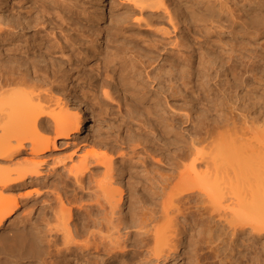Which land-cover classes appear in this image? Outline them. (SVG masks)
Listing matches in <instances>:
<instances>
[{"label": "bare ground", "instance_id": "obj_1", "mask_svg": "<svg viewBox=\"0 0 264 264\" xmlns=\"http://www.w3.org/2000/svg\"><path fill=\"white\" fill-rule=\"evenodd\" d=\"M45 1L47 0H33L32 5L30 4L31 9L40 10L42 13L47 12ZM49 1L59 3L60 9L70 10L71 8L70 3H65L64 0ZM231 3L234 4L230 0H120L117 2L120 8L108 13L111 25L109 27L105 25L98 31L105 32L108 37L103 56L99 49L100 44H95L96 40L90 39L93 35L91 30L84 32L71 29L70 32L61 30L56 32L53 29H34L33 34L27 39V44L22 47L25 48L22 53L23 57L19 59L14 56V53H9L6 58H3L4 69L0 68V102L6 100L7 103V106L3 105L4 107L0 109V160L12 162V159L25 149L27 143H30L29 153L32 156L45 157L50 144L55 146L57 139L75 138L82 131L84 124L79 111H75L71 115L72 118L66 115L68 114H65L68 107L67 102L61 103L49 92L57 90V84L64 81L65 77L54 55L59 52L60 56H64L65 50H69V53L66 52L68 55L66 54L67 59L65 60L70 62L71 55H83L81 52L83 50H80L83 47L92 54L101 55L96 67L100 68V75L102 74L104 82L109 86L110 81L118 87L130 84L132 92L139 98L150 93L155 101H153V107H155L153 111L156 114L153 115L154 120L162 126L163 130H167V133L171 129L172 132L174 125L169 124V120L167 122V116L164 119L160 115L166 113L164 104L172 109L169 101L173 99L175 93L179 95L182 93L181 96L186 100L191 83V57H194L198 63L203 58L208 61L209 58L217 59V55H211L210 51L209 57L199 52L202 48L201 44L200 46L197 44V49H190L184 29L192 25L204 30L214 26L219 29H228V32L232 33L264 30V0H239L238 8L241 11L239 18L232 14ZM135 13L138 16H135ZM101 15L99 13L97 19H103ZM59 17L62 18L63 15L59 14ZM38 18L39 16H35V19ZM160 19L165 20L172 29L177 28L178 36L175 35L172 40H153V37H158L159 29L156 28V24ZM9 21L13 23L12 20L9 19ZM25 24L23 28H32L30 20L25 21ZM36 25L38 23L34 26ZM14 27L12 25L10 32L15 36L17 31L13 30ZM196 50H198V55ZM29 51H32V57L28 55ZM194 51L195 54H193ZM87 55L89 54L85 52L84 57ZM42 62L43 65H39ZM89 86L93 88L90 89L92 92L82 91L81 97L86 99L88 111L92 114V105L94 106L98 101L96 100L98 99V87L95 82H90ZM10 87H14L16 91ZM101 87L103 86L99 85L100 89ZM103 91V97L107 96L109 92L105 89ZM185 104L187 105L186 102ZM182 107L179 111L181 109L184 111L183 108L186 106ZM158 110L162 111L159 116ZM184 113L183 115L186 116L187 113ZM50 124L56 134L52 135V139L44 133ZM140 130L143 129L140 128ZM134 135L137 136V134ZM162 135L164 134H161V137ZM144 136L141 139H145ZM183 136L182 133L181 139H178L181 141L179 142L181 152L176 154V158L170 162V166L175 169L173 172L175 176L173 173L170 174L174 181L164 174L168 176V179L170 178L171 184L166 183L168 180L163 178L162 182H159L160 185L152 186L153 189H150L145 184L143 185L145 182H141V179L137 177V172H131V177L134 178L131 180L129 174L125 186L127 189L125 202L123 191L126 189L123 190L121 186L123 171L119 164H113L114 160L107 154L92 150L79 156L76 164L67 166L62 162L60 165L64 173H55L52 180V186L54 190L56 189V195H53H55L54 199L58 208L56 210L52 208L56 224L50 226L47 220L45 221L46 229H44L48 236L43 237L41 233L28 230L6 229L0 235V244L11 241L12 246L17 249L19 258H26V261L21 264H37L40 255H49L50 252L62 258L67 254H73L82 258L87 264H105L110 259L126 264H160L174 255H183L187 264H195L194 261L197 260L193 247L195 244L192 243L193 239L191 241L192 236L189 235V230L197 227L198 231L205 220L200 211L221 208V204L225 201L224 198L228 200L227 193L235 185L244 187V194L236 200L231 199L232 201L224 207L229 209L230 215H234V208L235 211L237 208L240 209H237V212H241L244 217L248 215L247 220L251 219L247 221L243 218L244 221L250 224L253 221L254 229L259 226V230L264 229V168L250 169V173L248 171L238 173L229 166L221 168L214 157L202 151L199 152L195 148L194 145L199 142L198 139L190 137L188 146H185ZM254 146H242L243 156L253 155ZM185 147L187 152L184 151ZM119 153L118 159L123 165L124 158L121 156L122 152L119 151ZM261 154L264 152L260 148L257 155ZM191 155L193 158L189 163H184L183 160ZM45 162L44 159H31L26 161L22 167L18 165L19 162H12L10 168H5L0 164V227L6 219H9L18 205L15 198L7 195L6 192H12L16 188L40 181L42 176L39 175L37 167ZM98 174H101V179L96 178ZM168 187L170 192L164 193ZM157 189L163 193L162 197H157L160 202V209L157 208L159 211L152 209L153 206L151 208L146 206L151 202L152 194L156 193ZM35 194L38 195L37 192ZM23 196L25 198L21 200L26 201L27 197ZM153 198L155 200V197ZM205 202L210 205L209 208L202 206ZM64 204H68V208H65ZM123 204H125V210L122 207ZM46 206L51 209L50 203ZM253 207L258 211L252 210ZM73 210L75 216L78 214L77 223H74V229L77 226L75 236L71 233L68 222ZM251 210L254 212L250 216ZM13 223L14 221L10 225ZM10 231V235H3L9 234ZM59 238L60 242L57 244L56 241ZM129 253L131 255L127 257ZM92 254L96 256L91 258ZM98 255H103L105 258L95 261L94 258Z\"/></svg>", "mask_w": 264, "mask_h": 264}, {"label": "rangeland", "instance_id": "obj_2", "mask_svg": "<svg viewBox=\"0 0 264 264\" xmlns=\"http://www.w3.org/2000/svg\"><path fill=\"white\" fill-rule=\"evenodd\" d=\"M32 1L0 0V68L2 67L4 69L3 58H6V55L9 53H14V56L19 59L23 57L22 53L25 48L22 47L27 44V39L33 34V30L38 28H45V30L53 29L56 32L60 30L70 32L71 29L84 32L91 30V32L93 31V35H91L90 39L93 38L94 41L96 40L95 44H100L99 49L102 51L101 55H104L108 37L105 32L98 31L105 25L108 27L111 25L108 13L115 12L120 8L117 4L120 0H64L65 3H70V10L60 9L58 6L59 3L47 0L45 1V8L47 10L45 13H42L40 10L31 9ZM232 1L234 3H231L232 14L239 18L241 17V11L238 8L239 0H230V2ZM99 13L103 15V19L101 20L97 19ZM59 14H62L63 17L60 18ZM27 16L29 17L27 18ZM35 16H39V18L35 19ZM135 16H138V14L135 13ZM27 20H30L32 28H23ZM36 20L37 22H35ZM36 23L38 25L34 26ZM12 25L15 26L13 30L17 31L15 36L10 32ZM156 28L159 29L157 32L158 37H153V40H172L175 35L178 36L179 34L177 28L172 29L163 19L159 20ZM94 30H97V32ZM184 31L190 49H197L201 44L202 48L199 52L209 57L208 53L210 51L211 55H217V59L209 58L208 61L206 58H203L198 63L194 57H191L190 70L192 73L191 77L189 76L191 83L186 100L181 96L182 93L181 95L175 93L173 99L169 101L172 109L169 108V105V107H166L167 105L164 104L166 113L157 111L158 116L162 113L160 116L162 118L164 117V119L167 116V122L169 120V124L174 125L173 129L175 131L173 130V133L171 132L172 129L169 131L170 133H167V130H163L161 128L162 126L154 120L153 115L156 114L153 103L155 101L150 93L147 94L150 100L146 95L143 99L139 98L138 95H134L130 84H125L124 87H118L112 81L109 82L110 86L104 82V77H102V74L100 75V68L96 67L98 59H101L100 54H92L87 51L88 49H85V51L83 47L80 49L83 50L81 51L83 55H71L70 62L65 60L68 55L66 52L69 53V50H65L64 56H60L59 52L54 55L65 77L64 81L57 84V90L54 89L49 93L55 98H58L61 103L67 102L68 107L65 114H68L66 115L71 116L78 110L81 114L79 116L83 120L84 128L75 138L65 140L57 139L55 146L50 144L48 151L45 153V157L41 155L39 157L32 156L29 153L30 143L26 144L25 149L19 155L14 158V155L12 156V162H19L20 164L18 165L20 167L24 166L25 162L31 159H44L46 162L39 164L37 167L40 173L39 175L42 176L40 181L38 180L35 183H29L16 188L12 192H6L7 195L15 198L18 205L9 219H6L1 225L0 235H2L4 230L10 229L11 231H33L38 234L41 233L43 237H47L48 233L45 231V221L47 220L50 226L56 224L52 213V208L55 210L58 208V204L54 199L56 189L54 190L52 186L55 173H64L60 165L62 162L66 163L67 166H71V164L77 163L79 156L92 150L107 154L114 160V165L119 164L123 171L121 185L123 190L126 189L125 186L129 174L131 177V172H137V177L141 179V182H145H142L143 185L145 184L150 189H153L156 185H160L163 178L164 180H168L166 183L169 182L171 184L172 177L175 176V173H173L175 169L173 166H170V162L181 152V144L179 143L181 141L179 140L181 139L180 135L182 133L184 135L185 146H188L190 137L198 139L199 142L194 145L195 148L199 152L202 151L206 155L214 157L221 168L229 166L238 173H247V171L250 173V169L256 167L264 168V154L257 155V151L260 148L264 152V30L232 33L228 32V29H219L214 26L204 30L189 25ZM84 51L89 55L84 57ZM27 53L32 57V51ZM193 54H195V51ZM196 54L198 55V50H196ZM39 65H43V62L39 63ZM90 82H95L98 87V99H96L98 103H95L96 106L92 105L93 115L88 111L87 104L85 103L86 99L81 97L82 91L93 89L89 86ZM99 85L103 86L101 87L102 89L99 88ZM11 88L16 91L14 87ZM104 89L109 92L105 97L102 95ZM5 101L0 102V105H2L0 109L5 105L7 106ZM147 105L148 107L149 105L150 107L152 106L151 108L149 107V111ZM182 106L186 107L183 108ZM181 107L184 111H187L185 112L187 113L186 116L183 115L184 111L182 109L179 111ZM132 117L133 119H131ZM51 126L50 124L44 131L45 135L50 137L49 139H52V135H56L53 132L54 128H51ZM140 128L143 130L141 131ZM158 132H162L161 134L164 135L161 137V134ZM143 136L145 139H141ZM127 140L129 141L128 143L126 142ZM244 145H255L254 154L250 157H244L241 151ZM118 150L122 152L121 156L124 158L123 165L120 164V160L118 159L120 157ZM186 150L187 148L185 147L184 151ZM192 158L193 155L186 157L183 162L189 163ZM12 162H9V160H0V164L5 168H10L12 166L10 163ZM144 165L146 166V171ZM53 169L57 170L54 171ZM157 173L163 175L160 176ZM172 173L173 176L171 177L170 174L172 175ZM164 174L171 177V180L167 178L168 176H164ZM100 175L98 174L96 178L101 179L102 176ZM131 178L133 180L134 177ZM157 190L156 193L152 194L155 200L152 197V200L150 199L151 202L148 201L149 203L146 204L149 208L153 206L152 209H156L155 211H159L160 209V202H158L157 197H162L163 195L159 189ZM244 190V187L241 185H235L227 193L228 200L224 198L225 201L221 204V208H213L211 211L208 209L200 211L205 219L203 226L200 227L201 230L199 228L197 231L198 228L196 227V229L194 227L188 232L192 236V243L194 242L195 244H193L195 255L197 256H195V259L197 258L194 261L195 264H264V229L261 228L259 230L260 226H255L257 229H254L253 226L255 223L253 221H251V224L247 222L251 219L247 220L248 215L244 217L241 212H237L238 208L236 211L234 208V215H230L229 209L224 207L234 198L236 200L243 196ZM35 191L38 195L35 194ZM168 192H170L169 187L165 189L164 193ZM123 193V200H126L127 189ZM27 194L29 195L26 196ZM23 195L27 197L26 201L21 200L25 198ZM46 203L51 204V209L46 206ZM67 205L64 204L65 208H68ZM204 205L207 208L210 207L206 202L202 204V206ZM122 207L125 210V204ZM254 207L252 210L256 209L255 211H258V206L255 209ZM252 210L250 216L254 212ZM76 216L73 210L68 219L69 229L73 235L77 227L74 229V223H77ZM243 218L247 221H244ZM12 221L14 223L10 225ZM11 231L9 234L5 233L3 235L8 236L11 234ZM76 238L78 240L77 236ZM59 242L60 238L56 243L58 244ZM0 247V262L2 264H21V262L26 261V258H19L17 249L12 246L11 241H6L3 245L0 244ZM7 248L8 250H6ZM16 253L17 257L15 258ZM130 255L129 253L127 257ZM94 256L96 254H92L91 258ZM102 256L98 255L94 260L100 261L101 258H105V256ZM39 260L37 264L86 263L82 258H78V256L76 257L73 254H67L62 258V256L59 257V255L54 254V252H50L49 255H40ZM107 263L126 264L115 259H110ZM184 263L187 264L183 255H174L160 264Z\"/></svg>", "mask_w": 264, "mask_h": 264}]
</instances>
